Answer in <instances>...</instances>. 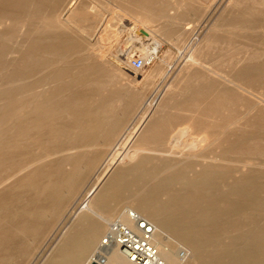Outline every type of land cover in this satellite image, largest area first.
Returning a JSON list of instances; mask_svg holds the SVG:
<instances>
[{
  "label": "bare ground",
  "instance_id": "1",
  "mask_svg": "<svg viewBox=\"0 0 264 264\" xmlns=\"http://www.w3.org/2000/svg\"><path fill=\"white\" fill-rule=\"evenodd\" d=\"M29 1L32 6L34 1ZM249 1L234 0V4L236 3L237 7L239 6L238 3L244 6ZM256 1L252 0L251 2ZM7 2L9 3V1ZM1 7L4 6L1 5ZM6 10L8 8L5 10L0 8V56H8L12 59L18 58L20 62L17 64L9 60L10 63L8 64L0 63V152H5L11 142L5 136L4 129L6 128L4 126L8 125V119L13 111L22 112L23 121L26 123L24 126L26 134H23V140L31 139L32 141L40 142L36 134L45 130H47L49 135L48 138H56L57 135L63 134L71 135L74 132H85L93 136V141H98L103 136H110V138L112 135L116 136L121 131L123 122L126 123L128 121L126 118H129L128 116L132 111L138 107L136 105L138 101H135V104L133 103L137 96L133 98V102L125 99L128 105L122 107V104H120L123 101L122 97L117 95L119 91L110 89L112 86L108 87L109 82L100 79L99 69L97 67L95 69L86 67L85 60H83L85 65L77 63L74 67L75 70H71L72 74H66L69 78L67 88H62L61 86L65 75L59 71L45 73L37 83H31L28 81L31 77H35L37 73L43 72V70L47 71L49 64H51H47L48 55L58 53L60 46L53 47L55 41L53 43L48 42V46L45 42L43 43L36 30L37 27L36 29L33 28L35 21L33 18L36 16L34 9L25 14L27 18L25 17L23 22L22 11L15 18L14 16L9 17L5 13ZM256 11L251 7L249 8V6L247 8L240 7L239 9L226 10L227 16L230 14L229 19L232 21L237 20L239 23L241 20L246 19L235 17V12L240 15L243 13L253 14ZM259 11L263 12L262 10ZM5 14L7 15L5 16ZM8 21L16 22L13 24L19 33L17 35L20 36V39L13 44L11 41L14 40L9 39L11 33L6 30V27L2 29L9 23ZM135 21L137 20L135 19ZM65 22L71 23L68 18L65 19ZM121 26L125 29L129 28L127 32L130 33V37L140 46H146L147 42H151L154 53L162 48L160 41L154 37L153 30L145 29L146 27L137 28L135 24H132L131 27H127L126 24ZM170 35L172 36V34ZM210 42V39H205L196 49L186 52L187 54L184 56H182V51H180L179 55L184 60L182 64L184 66L180 72L182 75L181 82H189L192 77L197 76V74L190 76V72L193 68L202 65L197 54L203 53ZM77 46L80 47V45L77 43L76 50ZM73 54L75 55V53ZM246 57L245 54L241 59L243 63L242 71L238 70L240 72L239 75V72H235L237 74H235L236 78L231 81L237 87H242L240 83L250 86L252 80H255L252 79L253 73H251L250 64L247 65L245 62ZM254 57L256 60L259 59L257 54ZM144 58H146V55ZM2 59L4 60L3 57ZM250 59L251 57L246 58V60ZM72 60L70 61L72 62ZM259 61L261 60L257 62ZM73 62L75 61L73 60ZM256 75H258V72ZM248 77L250 79L247 82ZM84 83L93 86L94 89L91 90L90 87V92L82 91L85 88L81 89L79 87ZM106 92L111 95L106 96ZM112 93L114 94L112 95ZM200 93L202 92L200 91ZM189 96V93L183 95L186 99H192ZM173 97L176 96L174 95ZM195 97L193 100H197L198 96ZM62 100L66 102L62 103ZM175 103L178 102L175 100ZM148 105L152 107L146 116L145 113L144 117H141L142 119L139 118L141 122L132 137H135L132 144L124 147L116 156L110 169L97 186L87 193L78 209H75L76 212L69 220V224H66L65 230L54 238L50 249L43 257L41 256L42 259L37 263L94 264L93 259L102 254L106 257L105 264H132L118 247L102 243L110 224L115 220H121L135 228L128 215V211L132 210L153 224V241L159 249L160 256L165 264H264V195H262V192H264V177L260 174L250 175L242 172L238 176L237 181L231 182V174H229L228 169L223 167L224 163L217 161L218 159L221 161L227 159L234 153H249L250 150L245 145L246 135L242 134L236 141L230 137V140L223 139L218 146L219 151L211 153L212 156H209V158L203 157L207 158V160L196 163L195 166L197 167L186 165L175 168L173 163L167 160L159 161V159L154 161L149 155L151 153L149 152L150 149L154 148L155 141L159 139L160 135H163L169 126V123L162 119L165 111V94H161L158 101L153 105L151 100H149ZM57 120H67L69 124L65 128L63 124L57 125ZM193 128L194 126L189 124L180 130L173 128L171 130L173 132L172 136L169 137L168 141L186 140L189 142L187 147L196 146L201 139L194 133ZM138 141L140 142L139 145L137 144ZM142 149H146V152ZM55 153V151H52L42 155L36 154L33 155L35 157L31 160L27 158L22 160L23 156H20L19 159L21 160L17 162L18 169L13 173L15 175L21 171H28L33 165L39 164L36 169L32 170V173L36 172V175L29 184V190L33 192V197L38 203L33 208L23 211V214L27 215V219H22L21 222L17 221L10 225V230L21 234L22 239L39 238V243H36L37 241L34 239L31 240L32 245L29 248L24 245L22 264L29 263L28 260L32 259L35 254L34 251L39 247L38 245H40L42 239L44 240L49 236V232L52 229V221L46 218L57 219L58 215L63 213L68 219V216L71 215L69 214L68 206L75 196L77 197L78 192L80 193V188L85 181L83 174L78 175L76 170H79L84 164L95 167L100 159L96 155H82L83 153L81 154V152L77 155L71 152L63 153L60 155L61 158L56 160L58 162L53 169L43 168L42 165L46 161L53 160L52 157ZM176 154L178 155V153ZM1 160L7 161V157H1L0 162ZM225 161L230 162V160ZM244 161L245 164L248 163L246 160ZM259 166H264V164H259ZM8 177L1 179L0 185L6 184V180H9ZM220 196L233 197L232 207L227 210H220L210 206L212 199L215 200L220 198ZM82 203L84 204L83 206ZM246 210L247 214L245 219H243ZM29 218L30 223L28 221ZM45 219L50 221L44 222ZM48 239L51 240L52 236L50 235ZM8 242H10L9 236L3 238V241L0 238V246H3L4 243L6 244H4V249L0 250V264H12V261L14 262L13 252ZM22 243L27 242L22 241ZM179 244L185 247L183 256L177 254Z\"/></svg>",
  "mask_w": 264,
  "mask_h": 264
},
{
  "label": "rangeland",
  "instance_id": "2",
  "mask_svg": "<svg viewBox=\"0 0 264 264\" xmlns=\"http://www.w3.org/2000/svg\"><path fill=\"white\" fill-rule=\"evenodd\" d=\"M33 1L34 4L31 6L29 0H0V8L3 10L8 8L5 13L9 17L14 16L17 18L19 12L22 11V22L25 17L27 18L25 14L34 9L36 16L33 19L36 22L33 20V28L36 29L37 27L36 30L43 43L45 42L48 46V42L53 43L55 41L53 47L60 46L58 53H51L50 55L53 56L48 55V59H46L47 64H51H49L50 66L48 65V69L46 68L47 71L43 70V72H39L41 74L37 73L35 77H31L28 81L37 83L45 73L59 71L65 75L61 86L62 88H67L69 78L66 74L69 73L71 75V70H75V65L77 63L84 64L83 60H85L86 65H84L86 67L94 69L97 67L100 70H98L100 79L108 81V87H113L110 89L119 91L117 95L122 97L123 101L120 102L122 107L128 105L125 99L132 101L136 96V99L132 102L135 104V101H138L136 102L138 107L132 111L128 116L129 118H126L128 121L126 123L123 122L122 129L116 136L112 135L111 138L110 136H103L98 141H93V136L85 132H74L71 135L63 134L57 135L56 138H48L47 130L36 134L40 142L32 141L31 139L23 140L22 136L26 134V129L24 128L26 123L23 121L22 112L13 111L8 119V125L4 126L6 128L4 129L5 136L11 142L5 152H0V158L7 157V161L1 160L0 162V180L7 176H9L10 180H6V184L0 185V238L3 241V238L9 236L10 242L8 244L13 252L14 259L12 264H22V250L25 246L27 248L31 247V240L34 239L37 241L36 243H39V238L22 239L21 234L10 230L11 224L28 218L27 215L23 214L24 210L31 209L38 203L33 197V192L29 190V184L36 175V172L32 173V170L36 169L39 164L33 165L28 171H21L22 173L14 175V171L16 172L18 169L17 162L25 158L31 160L35 157L33 155L36 154L42 155L55 151L56 153L52 157L53 160L46 161L42 165L43 168L53 169L58 162L56 160L60 159V155L63 153L71 152L77 155L81 152V154L83 153L82 155L88 156L91 154L100 157L95 167L84 164L79 170H76L78 175L83 174L85 181L80 188V193L78 192L77 197L75 196L72 200L73 202L71 201L68 206L69 214H71L68 216L69 218L66 219V215L64 216L63 213L58 215L57 219L46 218L52 221L53 230L51 229L49 232V236L51 235L52 239H48L49 236L44 240L42 239L40 245H38L39 247L34 251L35 254L32 259L28 260L29 263L26 262V264H38L43 255L50 249L54 238L65 230L66 224H69V220L74 216L83 198L97 186L123 148L132 144L135 138L132 137L135 135L137 127L141 122L139 118H143L145 113L146 116L152 107L148 105L149 100H151V104L153 105L163 93L165 94V111L162 119L167 121L169 126L163 135H160L159 139L155 141L153 150L150 149L149 151L147 149L151 152L149 154L150 158L154 161H158V159L159 161L167 160L173 163L175 168L186 165L195 166L196 163L203 162L209 156H212L211 153H217L219 151L218 146L223 139L230 140L231 138L236 141L244 134L246 135L245 145L250 152L247 154L234 153L227 159L222 161L218 159L217 161L224 163L223 167L227 168L229 174H231V182L237 181L238 176L242 172L250 175L260 174L264 177V166H259V164H264V0H257L256 2H251L252 0H250L244 6L238 3V7L236 3L234 4V0ZM72 2L73 4L71 5ZM1 5L4 7H1ZM246 6L257 10L256 14L243 13L239 15V13L235 12V17L246 19L241 20L240 23L237 20L232 21L229 19L230 14L227 16V9L247 8ZM60 16L64 17V20ZM259 16L260 18H258ZM66 18L71 21L70 24L65 22ZM8 22L2 29L6 27V30L11 33L9 39L14 40L11 41L13 44L20 39V36L17 35L19 33L13 24L15 21ZM122 24H126L127 27L135 24L137 28L146 27L145 29L153 30L154 37L160 41L162 48L154 53L151 42H147L146 46H140L130 37V33L127 32L129 28H123ZM207 38L211 41L208 48L203 53L197 54L202 65L193 68L190 72V76L193 74V76L196 74L197 76L192 77V80L190 79L189 82H181L182 75L180 72L183 69L184 65L182 66V64L184 60L179 55L180 51H182V56H184L192 49H196ZM77 43L80 47L77 46L76 50ZM68 47L70 48L69 53ZM144 54L146 58L152 57V62L141 70H134L131 67V60L137 56L144 57ZM245 54L248 58L251 57L250 60L252 61L246 60V57L245 62L247 65L250 64L253 75L250 74L253 76L252 79L255 80H252L251 87L246 86V84L242 85L241 83L242 87H237L231 81H233V78H236V73L242 71L241 67L243 63L241 59ZM256 54L259 55V59L257 60L254 59ZM0 57V63L8 64L10 63L9 60L17 64L20 62L18 58ZM261 57L263 58L261 59ZM258 60L261 61L257 62ZM53 63L54 65H52ZM255 72H258V75ZM249 79L250 77L246 81L248 82ZM236 84L238 83L236 82ZM83 85L79 87L81 89L85 88L82 91L86 90L90 92V87L91 90L94 89L91 85L85 83ZM213 86L218 88L216 89ZM186 93H189V97L192 99L184 98L183 95ZM105 94L106 96L111 95L107 92ZM173 94L176 97H173ZM227 94L228 96H226ZM195 96L198 97L196 98ZM194 97L197 100H193ZM175 100L178 103H175ZM64 102L62 100V103ZM126 120L124 119V121ZM56 123L57 125L63 124L66 128L69 121L57 120ZM188 124L194 126V133L201 139L198 142L200 145L197 143L196 146L189 148L187 147L189 142L186 140L168 141L169 137L172 136L173 132L171 130L173 128L180 130ZM19 134L22 135L20 136ZM38 144L41 146L37 147ZM137 144L139 145L140 142L138 141ZM53 147L55 148L53 149ZM142 150L146 152V149ZM186 155H189V157L187 158ZM20 156L23 157L19 159ZM55 156L57 157L54 158ZM243 158L248 162V165L244 163V160L242 161ZM225 160H230V162H226ZM231 172H234V175ZM262 195H264V192H262ZM232 199L233 197L230 196H220V198H216L215 200L212 199L210 206L214 209L227 210L232 207L231 203L234 202ZM246 214L247 210L244 213L243 219H245ZM46 219L44 222L50 221H46ZM22 241L27 243H22ZM4 244L0 246V250L4 249L6 245ZM184 252V245L179 244L177 254L181 256Z\"/></svg>",
  "mask_w": 264,
  "mask_h": 264
},
{
  "label": "built area",
  "instance_id": "3",
  "mask_svg": "<svg viewBox=\"0 0 264 264\" xmlns=\"http://www.w3.org/2000/svg\"><path fill=\"white\" fill-rule=\"evenodd\" d=\"M152 59V57H134L131 60V67L141 70L149 65ZM128 215L135 228L121 220H115L110 224L102 243L118 247L132 264H165L153 241V224L135 211L129 210ZM183 255L184 253L181 256ZM93 262L94 264H105L106 257L99 254Z\"/></svg>",
  "mask_w": 264,
  "mask_h": 264
}]
</instances>
